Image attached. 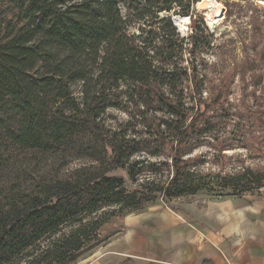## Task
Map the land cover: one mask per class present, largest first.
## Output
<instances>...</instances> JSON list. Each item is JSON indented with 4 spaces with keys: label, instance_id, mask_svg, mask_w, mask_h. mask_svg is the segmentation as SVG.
I'll use <instances>...</instances> for the list:
<instances>
[{
    "label": "trees",
    "instance_id": "obj_1",
    "mask_svg": "<svg viewBox=\"0 0 264 264\" xmlns=\"http://www.w3.org/2000/svg\"><path fill=\"white\" fill-rule=\"evenodd\" d=\"M197 2L0 0V264L75 262L101 242L107 222L92 215L104 204L122 211L147 192L222 197L264 187V168L205 173L191 157L210 130L207 74L194 57L201 30L186 45L169 13L175 6L187 13ZM110 108L145 116L137 137L104 122ZM167 144L168 159L160 160ZM20 153L92 164L20 188L1 181ZM117 169L132 182L149 176L128 193L108 175Z\"/></svg>",
    "mask_w": 264,
    "mask_h": 264
},
{
    "label": "rangeland",
    "instance_id": "obj_2",
    "mask_svg": "<svg viewBox=\"0 0 264 264\" xmlns=\"http://www.w3.org/2000/svg\"><path fill=\"white\" fill-rule=\"evenodd\" d=\"M200 1V0H199ZM223 6V16L216 24L210 26L207 17L202 14L205 10L194 11L191 3L187 13L175 6L169 15L171 18H189L184 29L178 24L177 30L190 46L195 29L201 30L196 39L197 50L194 54L196 63L207 74L205 98H208V132L202 144L193 150L191 157L201 164L202 172H221L231 174L242 167L253 169L264 168V0H217ZM123 10V9H122ZM124 13V10H123ZM166 14H161L165 16ZM8 14L6 20H13ZM1 19V18H0ZM185 61L188 60L186 53ZM220 97V106H214L213 99ZM135 109L121 110L110 108L104 116V122L113 129L125 132L130 138L137 137L133 130L140 132L142 118ZM154 115V114H153ZM160 118V114H156ZM150 117V115L148 116ZM171 145L167 144L166 151L160 160L168 159L167 153ZM142 154V153H141ZM154 161L155 157H150ZM201 161V162H200ZM92 162L89 159L62 160L48 154L30 153L17 154L9 175L5 179L18 183L20 188H34L43 182L64 178L76 169L87 168ZM162 173V172H161ZM137 182H132L125 169L112 170L109 176H117L123 180L128 193L141 190V186L149 176L141 173ZM166 174V173H165ZM165 174L160 180L165 181ZM163 176V177H162ZM159 178V177H158ZM152 198L147 192L148 199L139 202L135 207L119 211V206L102 205L94 217L106 220L100 231L101 242L90 250L81 253L80 257L71 264H87L90 256L105 242L111 239L119 230L123 217L131 212H141L157 205H176L186 202L203 203L212 200H245L248 202L264 201V187L242 196H222L199 192L195 195H185L178 198H163L161 193ZM89 219V217H88ZM74 222V221H73Z\"/></svg>",
    "mask_w": 264,
    "mask_h": 264
},
{
    "label": "crops",
    "instance_id": "obj_3",
    "mask_svg": "<svg viewBox=\"0 0 264 264\" xmlns=\"http://www.w3.org/2000/svg\"><path fill=\"white\" fill-rule=\"evenodd\" d=\"M87 264H264V201H191L128 214Z\"/></svg>",
    "mask_w": 264,
    "mask_h": 264
},
{
    "label": "bare ground",
    "instance_id": "obj_4",
    "mask_svg": "<svg viewBox=\"0 0 264 264\" xmlns=\"http://www.w3.org/2000/svg\"><path fill=\"white\" fill-rule=\"evenodd\" d=\"M264 5V1H262ZM206 10L202 12L204 16L207 17V22L210 26L219 22L223 16V6L217 0H207ZM176 22L181 29H184L185 26L189 23V15L185 17H176Z\"/></svg>",
    "mask_w": 264,
    "mask_h": 264
},
{
    "label": "water",
    "instance_id": "obj_5",
    "mask_svg": "<svg viewBox=\"0 0 264 264\" xmlns=\"http://www.w3.org/2000/svg\"><path fill=\"white\" fill-rule=\"evenodd\" d=\"M260 3L262 4V2H260ZM206 6H207V0H200L199 2L195 3L193 9L197 13L198 11L205 10ZM193 16H194V18L196 17L195 15H193ZM189 18H190V16H189ZM173 20L177 24L176 18H173Z\"/></svg>",
    "mask_w": 264,
    "mask_h": 264
}]
</instances>
